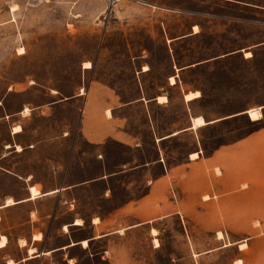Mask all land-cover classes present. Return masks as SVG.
Listing matches in <instances>:
<instances>
[{
	"label": "rangeland",
	"instance_id": "1",
	"mask_svg": "<svg viewBox=\"0 0 264 264\" xmlns=\"http://www.w3.org/2000/svg\"><path fill=\"white\" fill-rule=\"evenodd\" d=\"M237 6L225 0H0V236L7 238L0 264H85L79 244L32 262L21 259L29 255V247L37 253L68 243L46 242L48 234L62 232V223L80 215L70 216L68 209L105 211L132 201L128 196L143 191L142 169L118 173L123 181L109 183L113 195L108 199L95 198L105 189L95 183L60 198L2 205L9 197L19 201L30 191L33 199L38 190L103 171L92 158L94 144L80 131L86 103L90 100L93 107L100 98V84L109 85L120 101L163 93L168 104L159 113L169 130L171 122L176 127L189 123L180 81L183 88L203 93L191 102L192 114L212 118L261 107V118L251 121L242 113L168 141L164 150L173 176L171 188L158 185L154 197L135 205L149 208L151 216L181 212L153 223L158 246L153 237L143 242L138 235L137 242L92 243L86 253L113 246L134 264H233L236 258L242 264H264V48L255 49L252 60L244 59V51L264 42V13L256 17ZM189 33L197 34L174 39ZM233 51L237 53L223 57ZM85 62L91 68L84 69ZM144 63L150 70L142 73ZM192 64L200 65L178 72V67ZM176 74L180 81L170 85L169 77ZM26 107L29 110L22 112ZM131 115L141 124L138 110ZM85 124L93 131L102 126L94 116ZM15 127L21 131L12 132ZM144 139L142 151L135 153L138 161L154 155L153 144ZM107 146L106 171L132 157L115 142ZM194 151L198 160L187 162ZM215 167L220 175H215ZM159 173L157 167L151 169L152 176ZM33 183L39 184L38 190H28ZM52 222L55 229L49 228ZM39 230L43 242H29ZM68 231L78 235L84 229L69 226ZM220 242L248 244L233 258L238 255L236 244L221 248ZM207 250L211 253H203ZM196 251L201 254L192 256Z\"/></svg>",
	"mask_w": 264,
	"mask_h": 264
},
{
	"label": "crops",
	"instance_id": "2",
	"mask_svg": "<svg viewBox=\"0 0 264 264\" xmlns=\"http://www.w3.org/2000/svg\"><path fill=\"white\" fill-rule=\"evenodd\" d=\"M225 1L230 4L238 5L237 7H242L240 8L242 11H247L256 17L257 15L262 16V14L264 13V4L257 2L256 0H225ZM160 7H163L165 9L168 8L171 9V7L167 5H160ZM214 21H216V19H214ZM241 22L246 23L245 21H241ZM255 23L256 20H254L253 24ZM193 26L198 28L199 25L193 24ZM223 26H226V24L223 23ZM224 31L222 30L221 32ZM196 34L197 33L194 34L189 33V35H184V36L180 35L174 37V39L181 40ZM263 48H264V42H260L253 45L249 51H244V55L246 52L250 53L249 56H244V59L252 60L255 56L254 50L255 49L261 50ZM145 51L146 49L142 50L143 53ZM235 53L237 52L233 51L224 54L223 57L225 58ZM196 65H200V64H196ZM196 65L192 64L188 66L178 67L179 68L178 72L184 71L186 69L188 70L194 68ZM140 66L143 67V69L141 70L142 73L150 70L149 65L146 63L140 64ZM144 67H146V70H144ZM177 75L178 74H176V76L175 75L173 76L174 83H170V85H176L177 82L180 81L177 80ZM182 83L183 82L180 81V89L182 90L183 93L181 95V100L182 103L186 105L187 109H189L188 110V112H190L189 123L185 126L180 125L179 127H176V122L175 121L171 122L169 123V130H165L168 126L165 123H163V120L161 119L159 113V111L161 110L165 111L168 104V97L163 93H157L149 96H146L143 93V95L141 96L138 95L137 97L129 101H120L118 96L116 95V92L110 89L109 85L102 83L98 86L100 89L99 90L100 98L96 100L97 103L93 107L90 100H88V102L86 103L84 114L80 118L81 119L80 131L81 134L85 136V139L89 143L94 144L95 149L92 158L98 163L100 169H103V171L96 176L79 179L65 184L63 183L60 184L58 187L50 188L42 192L37 189L39 184L33 183L28 187V190L30 187H35L38 190V194L33 199H31V195L29 191V195L26 198L19 201H14L12 199L14 201L13 204L5 205L4 203L2 206L9 207L16 204H22L27 201H35L41 197L54 196L60 198L67 196L68 194L75 193L77 189L88 187L95 183H101L105 185V189L102 191V193L97 194L95 198L108 199L113 195V190L109 186V183L123 181L120 180V177L117 175L118 173L120 172L123 173L127 170L142 169V177L139 180V182L143 184V191L139 195L137 194V195L128 196V198H130V200L132 201H127L122 205L115 206L105 211L99 209L98 207H96L93 211L90 212H87L86 210L85 213L83 212V210H78L73 212V208L68 209V214L70 216L71 214H80V215L73 216L70 221H66L65 223H62L61 224L62 232H60V230L57 229L59 233H56L54 235L48 234L46 239V242H68V243L47 248L37 253H34L36 251L35 247H29V248H33L34 251L32 253H28L29 254L28 256L23 257L21 259L22 262L24 261L32 262L33 259L41 258L43 255H48L51 252L56 253L57 251H60L63 248L72 249V247L76 246V244H79L80 249L85 252V255L82 258L85 264L88 263L101 264L104 261H110L111 264H134L126 256V254L124 253L120 254L118 250L114 251L113 246L106 247L105 249H103L102 253L101 252L92 253L91 251L86 253V250L89 249V246L92 243H94V245L97 243H100V245H102L103 242H137L136 236L138 235L142 236L143 242H151L152 237H153V242L155 239H157V241L159 242L158 238L156 237L157 228L153 226V223H156L162 219H167L169 217H171L170 219H172L173 218L172 216L180 215L181 212L179 210H174L169 213L163 212L161 215L158 216H151L149 208L147 209L142 208L141 210V208L136 207L135 205L154 197L152 196V192L154 191L153 189L158 187V185L162 184L163 188L164 189L166 188L167 191H168V187L171 188L173 182V176H171V174L169 173L170 172L169 165L165 159L166 153L164 150V147L168 143V141L176 140L178 137L179 138L182 137V134L186 133L189 130H195L209 125L211 126L219 121L240 116L242 115V113L247 114L246 112L250 109L261 108V107H248L236 113L226 114L212 118H207L203 114H199V113L192 114L190 111L191 102L200 99L203 96V93L197 89H193V91L191 89H185L183 88V85L184 87H186V85ZM195 91L199 92L198 97L193 98L191 100H185L184 98L185 94ZM162 96L166 98L164 102L158 100V98ZM136 110H138V112L142 117V122L140 121L141 124H138L139 122L134 120L136 117L131 115V112ZM107 111L109 112V114H107ZM93 116L97 118V120L101 121L102 126L99 129V131L97 127L93 131L90 127L85 126L86 125L85 122L88 120V118ZM194 118H202L205 124L198 127H193L192 125ZM145 136H147L149 141L153 144L154 155L153 158L146 160L143 159L141 161H138L137 160L138 157L135 156V153L142 151L143 149L142 145L145 141L144 139ZM109 141L115 142L119 146H122L128 149L129 151H131L132 157L120 161L117 164L119 166L118 169L106 171L107 162L110 159V155H109L110 152L107 146V142ZM31 147L33 148V146ZM192 153L198 154L197 151L189 153L188 154L189 157L187 158V162L189 163L195 162L199 158V155L195 159L190 158V155ZM75 156H76V150H72L71 151L72 161L75 159ZM72 161L70 163V166H72ZM155 167H157L160 170V173L158 175L152 176L151 169ZM124 168H126L127 170H124ZM126 182L130 184L133 183V180H127ZM71 197H73V195H71ZM73 198L76 199V197ZM32 212L33 210H31V214ZM46 217L49 216L47 215ZM77 219L81 221V224L79 225L74 224ZM174 220L176 221V219ZM50 225H51L49 227L50 229H55L53 222ZM69 226L74 227L80 231H83L84 229V232H80L78 235L69 234L68 231ZM64 227H66L67 230H65ZM152 229L156 230L155 235L152 234ZM38 233L41 234V237L38 239L34 238V235ZM3 236L6 238L5 235H1L0 239ZM83 241L87 242V245L85 247L82 246ZM6 242H7V238H6ZM22 242H27V241L26 239H22ZM29 242H43L42 232L39 230L32 233L30 235ZM233 243L236 244V247L238 249L236 253L238 255H234L233 258L239 257L241 252H243L245 247H247L248 244L247 242H232V243L220 242V245H218V247L228 248L231 247ZM243 244L244 247L241 248V245ZM190 246L192 247V242H190ZM29 248L26 249L27 252ZM211 250H207L203 253L210 254ZM108 252H110L109 259H107L109 257ZM199 254L201 253L196 251V253L195 252L192 253V256L197 257L199 256ZM238 259L239 258L233 259L232 260L233 264ZM69 260L73 261L75 260V257L74 256L70 257Z\"/></svg>",
	"mask_w": 264,
	"mask_h": 264
},
{
	"label": "bare ground",
	"instance_id": "3",
	"mask_svg": "<svg viewBox=\"0 0 264 264\" xmlns=\"http://www.w3.org/2000/svg\"><path fill=\"white\" fill-rule=\"evenodd\" d=\"M21 49V48H20ZM19 51V50H18ZM250 55V53L249 52H246L245 53V56H249ZM83 68L84 69H89V68H91V64L89 63V62H85L84 64H83ZM144 70H146V67H144ZM169 81H170V83H174V77L173 76H171L170 78H169ZM199 96V92L198 91H195V92H189V93H187V94H185V96H184V98H185V100H191V99H193V98H196V97H198ZM165 97L164 96H162V97H159L158 98V100L159 101H161V102H164L165 101ZM29 109L26 107V108H24V110L22 111V112H27ZM247 114H248V116H249V118H250V120L251 121H256V120H259L260 118H261V112H260V109L259 108H253V109H250V110H248L247 112H246ZM107 114H109V112L107 111ZM203 124H205V122H204V120L202 119V118H194L193 119V127H198V126H201V125H203ZM20 131V128L19 127H15L13 130H12V132H14V133H18ZM21 149H20V147H17V151H20ZM197 156H198V154L197 153H192L191 155H190V158H192V159H195V158H197ZM215 174L216 175H219L220 174V170L218 169V168H215ZM243 186H245L244 184H243ZM205 198H207V196H205ZM8 204H13V201L10 199V198H8L6 201H5V205H8ZM255 223V222H254ZM75 225H79V224H81V221L80 220H77L75 223H74ZM64 229L66 230V227H64ZM152 233H155V230L154 229H152ZM217 237L218 238H221L222 237V234H221V232H218L217 233ZM155 242V246H158V243L156 242V240L154 241ZM246 244V243H245ZM6 245V238L3 236L1 239H0V248H3L4 246ZM87 245V242H85V241H83L82 242V246H86ZM242 247H244V244L243 245H241V248ZM34 250H33V248H29L28 249V253H32ZM9 263H11V261H9ZM242 262H241V260H236L235 262H234V264H241Z\"/></svg>",
	"mask_w": 264,
	"mask_h": 264
},
{
	"label": "built area",
	"instance_id": "4",
	"mask_svg": "<svg viewBox=\"0 0 264 264\" xmlns=\"http://www.w3.org/2000/svg\"><path fill=\"white\" fill-rule=\"evenodd\" d=\"M112 1H113V0H108L109 4H112Z\"/></svg>",
	"mask_w": 264,
	"mask_h": 264
}]
</instances>
